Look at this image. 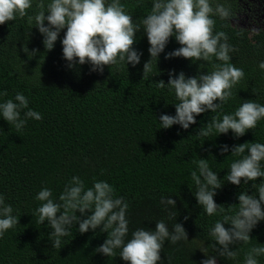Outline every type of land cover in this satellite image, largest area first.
Instances as JSON below:
<instances>
[{
	"label": "trees",
	"instance_id": "obj_1",
	"mask_svg": "<svg viewBox=\"0 0 264 264\" xmlns=\"http://www.w3.org/2000/svg\"><path fill=\"white\" fill-rule=\"evenodd\" d=\"M37 2L33 0L29 15L35 14ZM120 2L136 23L151 11L152 0ZM212 2L213 6L221 3L231 9L227 20L213 17L214 31L227 33L228 43L236 49L230 53V63L243 69L245 77L233 89V98L216 113L196 117L197 123L188 130L179 125L160 129V115L174 116L177 100L173 91L157 88L155 83L163 80L167 84L168 73L173 70L177 74L183 71L186 77L206 74L213 70L212 62L166 60L167 53L180 47L174 38L161 53L158 64L153 61L148 78L143 79V65L150 59L143 27L134 45L143 53L141 63L135 68L105 67L99 74L90 72L89 64L76 69L67 67L61 44L64 31L54 49L46 51L43 36L27 17L0 25V91L8 93L0 97V102L14 99L17 92L23 93L29 107L43 117L40 121L29 119L21 131L0 117V194L14 208L13 214L20 217L19 225L0 239V264H125L119 251L113 257L95 252L107 235L99 229L80 234L78 225L73 226L63 247L54 249L48 239L51 230L47 222L37 223L34 213L40 206L35 199L39 191L47 187L58 199L74 176H79L86 188L92 187L94 181H106L117 197L124 198L129 205V237L140 227L154 231L155 222L161 219L170 230L175 222L183 224L188 241H166L161 264H200L206 256L216 255L210 246L214 243L209 235L211 228L222 215L233 214L227 206L238 204L241 191L251 195L254 190L251 182L241 186L225 182L214 197L218 205L225 206V212L208 216L195 198L197 189L191 179V172L197 170L194 161L208 159L210 169L223 180L231 163L239 157L231 156L230 151L221 156V146L231 149L246 142L264 143V119L239 138L231 131L218 136L213 130L208 137L197 133L212 117L222 119L225 114H233L244 101L264 105V71L259 68L264 62V29L251 35L233 25L244 10L264 8V0ZM34 49L38 50L35 56L31 54ZM213 62L219 63L215 58ZM162 196H172L176 209L166 211V205L160 202ZM169 211H176V218L169 220ZM185 216L189 217L187 221ZM251 238L246 245L233 246V250H238L236 259L217 257V264H244L251 247L264 245V221L253 229ZM257 259L258 264H264V256Z\"/></svg>",
	"mask_w": 264,
	"mask_h": 264
},
{
	"label": "clouds",
	"instance_id": "obj_2",
	"mask_svg": "<svg viewBox=\"0 0 264 264\" xmlns=\"http://www.w3.org/2000/svg\"><path fill=\"white\" fill-rule=\"evenodd\" d=\"M35 7V14L29 15L33 0H0V25L17 17H27L29 24L34 22V28L43 36L46 51L54 49L64 31L62 55L69 69L89 64L90 72L103 74L105 67L131 65L135 68L143 55L134 47L141 27L150 45V59L143 65V79H147L152 71L153 61L158 64L171 38L180 47L167 53L166 60L183 58L193 63L212 62L213 70L206 74L186 77L183 71L177 74L173 70L168 73L167 84L163 80L155 83L157 88L167 87L173 91L177 100L174 116L160 115V129L179 125L188 130L197 123L196 117L208 112L216 113L233 98V89L245 77L243 69L230 63V53L236 49L228 43L227 33L214 31L216 20L213 17L227 20L232 15L230 7L224 4L213 6L212 0H152L150 13L139 23L134 22L120 0H49L47 3L38 0ZM37 51L34 49L31 54L35 56ZM213 58L219 63H214ZM259 68L264 71V62L259 64ZM253 94L256 95L255 89ZM7 95V91H0V97ZM0 117L17 131H21L29 119H43L41 113L29 107L28 98L20 92L14 99L0 102ZM261 119H264V105L248 100L233 114H225L222 119L212 117L197 135L208 137L214 130L219 136L231 131L235 138H239L255 129ZM229 151L231 156L239 159L231 163L223 180L210 169L208 159L194 161L198 171L191 172V179L197 189L195 198L198 206L208 216L223 214L225 206L218 205L214 197L225 182L235 186L251 182V190L254 191L251 195L248 191H241L237 197L238 204L227 206L233 214L222 215L209 233L214 241L210 246L216 255L206 256L200 264H217V257L236 259L238 250H233V246L250 243L253 229L264 221V143L246 142L233 145L231 149L222 145L220 155ZM35 199L40 202L34 213L37 223L45 225L47 222L51 230L48 239L54 249L63 247L64 238L72 234L71 230L76 225L80 234L90 230L96 232L97 229L106 233V239L95 252L113 257L119 251V258L125 264H161V252L166 241L171 244L188 241V233L182 223L175 222L170 230L164 219L155 222L154 231L140 227L129 237V205L123 197L115 195L113 186L106 181H94L92 187L86 188L84 181L74 176L58 199L53 198L52 190L47 187L42 188ZM5 201V196L0 194V239L19 225L20 220L13 214L12 205ZM160 202L166 205V211L176 209L172 196H162ZM173 218H176V211H169L168 219ZM188 219V216L184 217L185 221ZM261 256H264V245L257 244L246 253L244 264H258L257 258Z\"/></svg>",
	"mask_w": 264,
	"mask_h": 264
},
{
	"label": "rangeland",
	"instance_id": "obj_3",
	"mask_svg": "<svg viewBox=\"0 0 264 264\" xmlns=\"http://www.w3.org/2000/svg\"><path fill=\"white\" fill-rule=\"evenodd\" d=\"M233 25L251 33L264 29V8H249L240 13L233 21ZM255 30V31H254Z\"/></svg>",
	"mask_w": 264,
	"mask_h": 264
}]
</instances>
